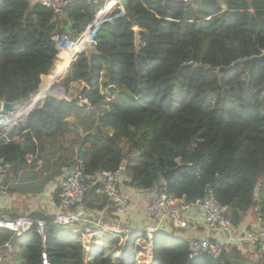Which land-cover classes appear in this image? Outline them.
I'll return each instance as SVG.
<instances>
[{
    "label": "trees",
    "instance_id": "trees-1",
    "mask_svg": "<svg viewBox=\"0 0 264 264\" xmlns=\"http://www.w3.org/2000/svg\"><path fill=\"white\" fill-rule=\"evenodd\" d=\"M98 9L72 0L57 14L30 0L0 1V115L4 100L25 101L47 76L46 90L54 74H65L82 49L77 41L63 47L64 20L73 32L90 37L97 19L85 30ZM135 27L141 28L139 41ZM93 44L60 80L66 89L86 83L85 104L49 95L0 134V158L12 178H29L27 189L40 193L63 167L79 162L76 149L83 143L81 164L88 180L103 170H123L128 184L150 190L162 170L176 168L163 185L175 197L194 202L210 188L234 227L252 209L264 215V61L241 62L264 50V0H128L125 16L104 22ZM61 147L65 153L57 157ZM97 188L91 186L84 203L103 208L108 199L97 195ZM60 192L59 187L54 193L56 203ZM40 217L48 221L45 239L36 226L21 237L0 229V245L20 240L16 264H264V255L253 262L237 247L226 248L219 258L191 257L189 241L161 231L150 241L147 262L116 258L123 235L88 252L82 231Z\"/></svg>",
    "mask_w": 264,
    "mask_h": 264
},
{
    "label": "built area",
    "instance_id": "built-area-1",
    "mask_svg": "<svg viewBox=\"0 0 264 264\" xmlns=\"http://www.w3.org/2000/svg\"><path fill=\"white\" fill-rule=\"evenodd\" d=\"M72 0H41L43 5L53 8L57 14L62 13V7L69 4ZM87 4L99 7L98 13L108 12L109 21L115 17H123L126 14V7L122 4L123 0H84ZM185 3L193 2L194 0H174ZM7 165L0 158V198L9 194V186L4 182ZM98 186L101 193L105 194L109 202L115 206L118 214H124L128 211L130 205V197L123 190L122 170H103L91 179H87L84 174V168L81 161L73 164L68 173L62 180L60 202L57 204V212L52 220L53 224H60L72 227L81 222L82 216L76 210L84 205L85 196L91 186ZM164 184H157L149 190L151 202L148 206V216L164 220L171 218L174 224L180 228H186L188 222L184 220L182 213L189 210L193 206H202L205 214V223L207 235L201 239L190 241L191 257L201 253L211 255L213 258H219L227 246L233 240L234 225L231 220L225 217V208L214 198L212 194H207L204 199H198L194 202H185L169 193ZM203 202V203H202ZM257 215L256 227L245 232V240L254 248H257L264 254V215L255 208ZM97 231L88 229L83 232L86 249L88 252L100 247V242L93 239L95 234H101L104 238H112L117 235H123L125 243L130 230L119 225H101L99 222H94ZM33 226H36L38 234L45 239L48 230V221L38 219L31 216H21L17 218H2L0 217V229H7L16 235H21L29 231ZM157 228L148 227L145 230V236L151 241ZM224 233L228 237L226 240L217 238L218 233ZM10 242L0 245V264L6 260L9 252L13 250ZM141 246V245H140ZM116 258L121 256L120 252L115 253ZM136 257V256H135ZM134 257V258H135ZM46 258V255H44ZM139 258L134 260L138 261ZM44 264H48L45 260Z\"/></svg>",
    "mask_w": 264,
    "mask_h": 264
},
{
    "label": "crops",
    "instance_id": "crops-1",
    "mask_svg": "<svg viewBox=\"0 0 264 264\" xmlns=\"http://www.w3.org/2000/svg\"><path fill=\"white\" fill-rule=\"evenodd\" d=\"M30 2L33 5L36 3H41V0H30ZM59 58L60 57H58L57 55L55 60V68L57 66V62L59 61ZM50 75H52V73ZM45 82L46 81H44V83ZM55 84L59 86V90L57 94H55V96L60 98L61 97L65 98L68 101H70L73 98H78L77 97L78 94L80 93L82 87L86 83L73 82L70 84L68 89H66L60 84V80H59L56 81L51 86L50 89L51 91ZM50 90L48 89L49 93L51 92ZM48 92L46 94L54 95V94H49ZM35 95L33 96L35 97ZM33 103L34 100L32 101V104ZM14 118L15 117H11L9 119H5L2 121L6 122L7 120ZM73 119H74L73 117L70 118L71 121H73ZM17 122L18 121L14 120L8 126L12 128L15 124H17ZM15 139L18 141H23V138L21 136H17L15 137ZM50 143L51 141L46 142L47 148L50 146ZM77 149L75 156L76 159H77ZM64 153H65L64 147L56 149L57 157L60 154H64ZM33 159H34L33 156H29L28 162L31 163ZM41 162L42 161L39 159L37 163L38 166L41 165ZM72 165H70L69 167H63L62 175L55 177L52 181L46 184L45 188L40 193L30 192L27 189V184L28 182L31 181L29 180V178L24 179L23 175L12 178V172H10V166H9L6 170L4 178H6V176L11 178L10 182L6 183L9 186L10 192L7 196L0 198V217L6 219V218H17L21 216H31L35 218L36 216H38L37 217L38 219H43L40 216H47V217L52 216L54 218L58 208L57 207L58 203L54 201V193L59 187L61 188L62 180L65 177V175L68 173ZM51 171H49L48 173H50ZM128 181H129V176L126 174L125 171L122 170L123 190L130 197V205L126 213L118 214L116 212L115 206H113L109 202V200L108 203L103 208L90 207L84 203L83 206L76 209L78 213L82 216L83 220L75 224L71 228L75 232L78 231L87 232L88 229L97 231L99 228H97L96 225H94V222H99L101 225L103 224L119 225L121 227L130 230V234L129 236H127L128 238L126 240L127 243L124 242L122 249L117 250L116 254L117 252L121 253V256H119L118 258L122 256H129L131 258V254H134L137 258H139L138 262L141 261L147 262L148 259L150 258L152 244L150 240H148V238L145 236V230L148 227L157 228L158 231L164 232L172 238H180L187 240L189 242L195 239H201L206 237L207 228L205 223L204 209L202 206H193L189 210L184 211L182 213L184 220L188 222V226L186 228L177 227L171 218H165L164 220L153 219L149 217L147 213L148 206L151 202L149 190H142L135 188L130 184H128ZM160 182L161 184L166 183L162 177L160 179ZM16 187H19L20 189L12 190V188H16ZM95 193L99 196H106L105 194L101 193L98 188ZM47 194H50L49 199L45 200L44 203L41 204L39 200L41 198H44ZM256 224H257L256 211L255 209H252L246 213L242 223L238 227H234L233 237H232L233 240H231V243L227 246V249L229 247H237L243 254L247 255L250 260H252L253 262H259L264 254L260 252V250H258L257 248L251 246L245 240L244 237L245 232L255 228ZM21 235L18 236L21 237ZM216 237L223 238L224 240L228 238L226 234L222 232L218 233ZM14 238L16 242L14 243V239H13V246H16L17 248L13 249L11 252L13 253L12 257L14 258L13 260L15 261L16 264L17 260L15 259L19 253L18 249L20 248L18 245H20L19 244L20 240L16 237ZM93 239H95V241L100 242V246H102L106 238H104L101 234H95ZM10 246L12 247V245ZM135 258L133 257V260Z\"/></svg>",
    "mask_w": 264,
    "mask_h": 264
},
{
    "label": "water",
    "instance_id": "water-1",
    "mask_svg": "<svg viewBox=\"0 0 264 264\" xmlns=\"http://www.w3.org/2000/svg\"><path fill=\"white\" fill-rule=\"evenodd\" d=\"M122 4H123L125 7H127V5H128V0H123V1H122ZM99 15H100V14H97V15H96L94 21H93V22L87 27V29H86L85 31H87V30L90 29V28H94V26L96 25V24H94V23H95V20L98 18ZM108 15H109L108 12H104V13H103V16H102L103 19H102L99 23H97L96 30H95V35H94V39H95V36H96L98 30L100 29L101 25H102L104 22L109 21V19H108ZM64 27H65V30H66V33H67V34L63 35V36L60 38V40H62V39H64V38L70 39V37H73V39H70V40L76 41V40L81 36V34H82V33H81V34H77V33L73 32V31H72V23H71L69 20H67V19L64 20ZM85 31H84V32H85ZM134 32H135L136 40L139 41L141 28H139V27H135V28H134ZM60 40H59V41H60ZM93 41H94V40H93ZM93 46H94V44H93V42H92V44H91L90 46H88V47H87L85 50H83V51L89 50V49H91ZM57 49H58V51H59V48H58V42H57ZM83 51H81V52H83ZM81 52H80V53H81ZM80 53H78L77 56H78ZM77 56H75L74 59L71 60V62H72L73 60H75V59L77 58ZM263 61H264V50L262 51V53H261L260 55H254V56H251V57H248V58H244V59L241 60V62H245V63H259V62H263ZM71 62H70V64H69L68 68L70 67ZM192 64H194V62H192ZM205 66H206V65H205ZM230 67H232V66H230ZM68 68H67V70H66V72H65L64 75H57V74L55 75V74H54L52 80L50 81V82H51L50 86H52L56 81L61 80V79L66 75V73H67V71H68ZM221 69H227V68H226V67H221ZM53 71H54V70H53ZM87 88H88V86H87V84H85V85L82 87L80 93H79L78 96H77L78 98L81 99L82 103H84V104L87 102L86 99H85V92H86ZM39 93H40V88L38 89V91H37V93H36L35 96L39 95ZM48 93H49V92H48ZM48 96H49L48 94L42 96L41 99L36 100L34 104H32V101H33V97H34V96L30 97L29 99H27V100H25V101H13V102H9V101L4 100V101L2 102V104H1V111H2V114L0 115V134L5 135V134L8 132L9 128H10V126H7L6 124H5V125H4V124L2 125V124H1V121H2V120L9 119V118H11V117H16V118H17L16 121H20V120H22L26 115H28V114H29V113H30V112H31V111L37 106V104H38L39 102H41L42 100H45ZM61 98H62V97H61ZM24 111H25L26 113H25V114H22ZM84 141H85V140H84ZM84 153H85V148H84V145H83V143H82V144L79 145V147H78V149H77V159H78L79 161H82V160H83ZM124 155H127V153H125ZM126 164H127V161L124 160L123 163H122V167L124 168V167L126 166ZM176 172H177V169H176V168H175V169H166V170H162V171H161V177L165 180V182H167V181L170 180V178H171ZM160 183H161V182L158 181V184H160ZM258 192H259V189L257 188V189H256V194H258ZM207 194H211V190H210V188L207 189ZM202 203H203V202H202ZM126 243H127V242H126ZM101 251L103 252V250H101ZM133 257H135V255H134V254H131V258L128 257V259H130V260L132 259V260H133Z\"/></svg>",
    "mask_w": 264,
    "mask_h": 264
},
{
    "label": "rangeland",
    "instance_id": "rangeland-1",
    "mask_svg": "<svg viewBox=\"0 0 264 264\" xmlns=\"http://www.w3.org/2000/svg\"><path fill=\"white\" fill-rule=\"evenodd\" d=\"M1 1V0H0ZM100 15L98 16V18H97V23H99L103 18H102V16H103V13H99ZM82 36H85V37H87L86 36V34L84 35H81L79 38H78V40H77V42H79V39L82 37ZM69 41H73V40H70V39H67V38H65V44L67 45V43L69 42ZM80 47H81V45L80 44H78ZM81 49H82V47H81ZM58 90H59V86L58 85H54V87H53V89H52V91L49 93V94H57V92H58ZM10 192V191H9ZM49 196H50V194H47L44 198H41L40 200H39V202L41 203V204H43L44 203V201L45 200H48L49 199ZM38 201V200H37ZM3 233V230L2 231H0V235ZM15 235V234H14ZM14 239V243L16 242V240H15V238H13ZM11 245H12V248L13 249H15V248H17L16 246H13V242H11ZM132 246V245H131ZM19 250V252H20V249H18ZM12 252H9V254L7 255V257H6V260L4 261V263L3 264H15V261L13 260L14 258L12 257ZM16 260H18L17 262L19 263L21 260H20V257H17V259ZM17 263V264H18Z\"/></svg>",
    "mask_w": 264,
    "mask_h": 264
},
{
    "label": "bare ground",
    "instance_id": "bare-ground-1",
    "mask_svg": "<svg viewBox=\"0 0 264 264\" xmlns=\"http://www.w3.org/2000/svg\"><path fill=\"white\" fill-rule=\"evenodd\" d=\"M81 35H82V34H81ZM94 35H95V30H94V32L92 33V35H91L90 37H85V36H84V37H81V38L79 39L78 44L81 45V47H82V51L85 50L88 46H90V45L92 44V42H93V40H94ZM77 40H78V39H77ZM77 40H76V41H77ZM62 41H63V47H64V46L66 45V44H65V38L62 39ZM76 41H75V42H76ZM63 55H64V50H63V51L61 52V54L58 56V57H60L59 60L63 57ZM57 75H60V73H58ZM47 77H48V76H47ZM44 81L47 82L48 79L46 78ZM46 82H45V83H46ZM45 83H43L42 86L40 87V92L43 93V94L46 93V92L48 91V90H46V89L44 88V86H43ZM50 89H51V86H50L49 90H50ZM50 91H51V90H50ZM1 124H2V125H3V124L5 125L6 123L2 121Z\"/></svg>",
    "mask_w": 264,
    "mask_h": 264
}]
</instances>
